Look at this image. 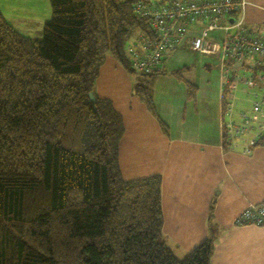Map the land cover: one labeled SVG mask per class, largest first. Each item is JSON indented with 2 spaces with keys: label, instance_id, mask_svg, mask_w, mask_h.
<instances>
[{
  "label": "trees",
  "instance_id": "obj_1",
  "mask_svg": "<svg viewBox=\"0 0 264 264\" xmlns=\"http://www.w3.org/2000/svg\"><path fill=\"white\" fill-rule=\"evenodd\" d=\"M138 1L49 0L42 40L0 11V264H211L214 236L183 258L167 245L161 177H122V117L96 92L110 55L157 116L163 72H139L129 57L131 37L152 32Z\"/></svg>",
  "mask_w": 264,
  "mask_h": 264
},
{
  "label": "crops",
  "instance_id": "obj_2",
  "mask_svg": "<svg viewBox=\"0 0 264 264\" xmlns=\"http://www.w3.org/2000/svg\"><path fill=\"white\" fill-rule=\"evenodd\" d=\"M247 2L245 26L263 31L264 0ZM202 26L190 25L192 33ZM222 35L217 31L212 37ZM234 69L233 77L245 80L224 101L220 57L193 51L185 40L165 55L163 73L155 78L157 116L134 93L133 75L110 55L100 69L96 92L122 117V177H161L162 232L172 252L184 257L214 236L211 264H264V226L235 223L248 204L264 200V144L250 145L256 129L235 135L223 128L229 122L240 127L242 114L257 127L264 119V109L256 113L252 108L255 99L264 98V61L235 64ZM176 70H182L180 77L172 74ZM250 78L255 84L245 82ZM188 83L196 87L194 98L188 96Z\"/></svg>",
  "mask_w": 264,
  "mask_h": 264
},
{
  "label": "built area",
  "instance_id": "obj_3",
  "mask_svg": "<svg viewBox=\"0 0 264 264\" xmlns=\"http://www.w3.org/2000/svg\"><path fill=\"white\" fill-rule=\"evenodd\" d=\"M247 0H139L136 12L150 19L152 32L140 33L129 44V57L132 67L139 72H160L165 55L188 40L189 49L206 54H217L223 67L221 98L227 85L235 91L238 84L245 80L235 75L232 81L234 65L247 61L261 64L264 61V29L252 32L245 26L244 11ZM240 15V16H239ZM202 22V28L192 33L190 25ZM221 37H212L214 32ZM253 85L250 78L245 81ZM253 111L263 112L264 98L252 102ZM228 110L233 114V104ZM243 123L234 128L233 123L223 124V128L235 135L256 129L251 144L255 145L264 136V119L254 125V119L242 114ZM252 130V131H253ZM239 225L264 226V200L248 204L235 218Z\"/></svg>",
  "mask_w": 264,
  "mask_h": 264
},
{
  "label": "rangeland",
  "instance_id": "obj_4",
  "mask_svg": "<svg viewBox=\"0 0 264 264\" xmlns=\"http://www.w3.org/2000/svg\"><path fill=\"white\" fill-rule=\"evenodd\" d=\"M0 11L19 32L39 40L52 15L49 0H0Z\"/></svg>",
  "mask_w": 264,
  "mask_h": 264
},
{
  "label": "water",
  "instance_id": "obj_5",
  "mask_svg": "<svg viewBox=\"0 0 264 264\" xmlns=\"http://www.w3.org/2000/svg\"><path fill=\"white\" fill-rule=\"evenodd\" d=\"M238 65H241V63H237ZM91 96H92V93H91Z\"/></svg>",
  "mask_w": 264,
  "mask_h": 264
}]
</instances>
